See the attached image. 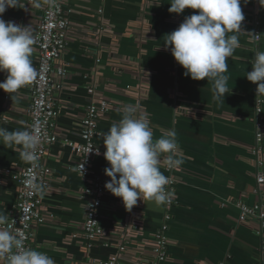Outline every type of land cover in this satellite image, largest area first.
I'll return each instance as SVG.
<instances>
[{
	"label": "crops",
	"instance_id": "0c3cea01",
	"mask_svg": "<svg viewBox=\"0 0 264 264\" xmlns=\"http://www.w3.org/2000/svg\"><path fill=\"white\" fill-rule=\"evenodd\" d=\"M170 0H65L62 2L71 27L77 35L67 40L62 62L65 76L56 94V131L73 142H81L79 119L91 99L106 98L110 106L98 118L93 137L103 146L102 132L121 118L123 105H135L138 115L147 113L158 139L169 130L177 132L183 163L173 169L174 201L170 208L141 200L138 206L142 225L123 239L110 237L111 244L89 243L81 223L87 180L75 169L76 155L58 140L50 145L44 160L48 168L50 191L43 197L46 223L34 227L31 242L47 253L55 264H82L87 259H105L117 252L116 243H137L151 239L162 215L169 212V258L159 264H254L259 254V238L252 224L238 220L239 201L264 205L262 192L255 193V173L264 177V136L260 155L253 152L256 84L248 81L254 53L264 50V0H241L245 19L239 34L240 47L228 58L227 93L222 101L212 100V82L192 80L184 75L169 50L163 46L164 35L174 31L185 17L197 10L170 13ZM44 0L26 6L6 8L5 21L28 26L42 13ZM256 21V24H254ZM255 25V26H254ZM258 29L257 39L253 34ZM31 60L37 65L33 45ZM142 71L149 74L140 79ZM6 73L0 72V82ZM0 90V127L9 131L24 130L29 121L28 85L14 94ZM261 95V119L264 122V93ZM161 172H169L162 165ZM25 165L16 147L0 143V210L9 215L15 207L18 189L16 174ZM109 167L103 155L92 159L91 175L105 183ZM103 205L98 209L99 224L106 230L127 220L128 210L104 187ZM121 237V239H120ZM264 258V256H263ZM132 263L129 258H121ZM0 264L3 259L0 258Z\"/></svg>",
	"mask_w": 264,
	"mask_h": 264
},
{
	"label": "clouds",
	"instance_id": "9594fccd",
	"mask_svg": "<svg viewBox=\"0 0 264 264\" xmlns=\"http://www.w3.org/2000/svg\"><path fill=\"white\" fill-rule=\"evenodd\" d=\"M18 3L19 0H0V17L6 8ZM169 4L170 13L180 14L186 8L197 11L164 35V48L184 69L185 76L211 81L212 100L224 103L226 94L231 92L227 87L229 77L224 75L228 71L227 60L241 46L239 34L245 33L241 30L245 19L241 0H170ZM248 34L253 39L256 36ZM35 43L31 27L0 18V72L6 73L0 90L14 94L37 78L39 73L31 60ZM245 77L257 85L256 93H264V50L254 53L251 71L245 72ZM120 111L121 118L101 133L103 157L109 165L104 173L110 178L104 187L120 198L129 211L138 199L164 205L170 193L166 188L168 177L160 170L161 157L164 156V166L169 170L183 163L177 132L169 130L154 139L147 113L138 115L135 105H123ZM40 142V136L31 128L9 131L0 127V143L16 147L20 159L32 165L24 181L27 188L43 196L46 186L34 173ZM95 154H101L99 149H95ZM79 171L82 176L83 164ZM14 223L5 210H0V258L6 264H55L47 253L26 246L23 233L13 231Z\"/></svg>",
	"mask_w": 264,
	"mask_h": 264
},
{
	"label": "built area",
	"instance_id": "2783aa9c",
	"mask_svg": "<svg viewBox=\"0 0 264 264\" xmlns=\"http://www.w3.org/2000/svg\"><path fill=\"white\" fill-rule=\"evenodd\" d=\"M65 0H44L42 13L39 18L27 27H31L36 39L34 44L37 54L38 70L37 78L28 84L30 92V105L28 109L29 121L27 128H31L40 136V146L38 150V159L35 162L34 173L38 180L46 186L47 194L50 191L48 168L44 163L48 155V149L51 144L60 140L67 145L76 155L77 161L75 169L81 178L87 180L88 186L84 189L87 194V200L84 204V219L81 223V229L84 238L89 243L111 244L110 237L112 235H120L123 239L129 237L130 232L138 231L142 225V215L138 207L141 200L138 199L137 204L128 212L127 220L123 223L115 224L111 229H104L98 221V209L103 205L102 195L104 193V184L98 176L91 175V162L97 156L95 149H99L100 155L105 151L104 146L96 144L93 137L97 130L98 118L110 106L109 101L104 97H96L93 94V87H90L92 93L91 99L79 119V135L81 142H73L68 140L64 135L56 131L55 118L57 116V100L56 94L61 88L62 78L66 72L62 62V54L64 52L67 40L77 35L66 14L62 11V2ZM33 0H25L26 6ZM256 24V21H254ZM24 26V25H22ZM255 26V25H254ZM259 30L254 29L253 39H257ZM140 79L147 81L149 74L142 71ZM257 88V86H256ZM8 98V94L4 95ZM255 129H254V145L253 152L256 155L261 151L260 145L264 136V122L261 119L260 106L261 95L256 93L255 89ZM84 166V173L81 176L79 168ZM164 165V159L162 160ZM32 165H25L18 171L16 178L18 180V189L16 195L15 207L9 215L15 221L13 231L17 229L23 233L25 245L29 248L36 249L31 242L34 227L46 223L51 215L47 214L43 196L30 191L24 183L29 168ZM165 167V166H164ZM166 186L170 193L169 201L164 204L168 209L173 204L174 193L173 185L175 178L172 174L173 169L169 170ZM264 180L262 173H255L254 187L255 193H261V184ZM120 202L121 199H120ZM239 208L238 220L240 222L252 224L259 238L258 251L259 254L254 264H264V205L261 200L256 201L252 205L245 204L242 201L237 203ZM169 212L165 211L162 215L161 223L154 232L151 239L137 243L135 249H131L127 243L118 241L116 243L117 252L105 259H87L82 264H159L169 258L168 243L166 230L168 228ZM120 237V239H121ZM37 250V249H36ZM122 257L129 258L132 263H125ZM3 259V258H2ZM3 264L6 261L3 259ZM200 264H213L201 262Z\"/></svg>",
	"mask_w": 264,
	"mask_h": 264
}]
</instances>
